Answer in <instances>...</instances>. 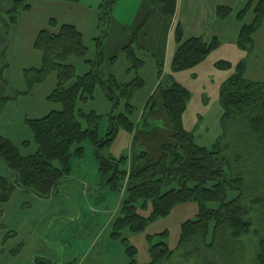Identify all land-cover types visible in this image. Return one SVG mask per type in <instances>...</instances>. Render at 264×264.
<instances>
[{
  "label": "trees",
  "instance_id": "trees-1",
  "mask_svg": "<svg viewBox=\"0 0 264 264\" xmlns=\"http://www.w3.org/2000/svg\"><path fill=\"white\" fill-rule=\"evenodd\" d=\"M32 1L78 4L82 0H0V10L8 15V32L18 23L22 13L31 10ZM177 2L146 0L152 9L160 7L162 17L169 23L175 18ZM106 5L109 3L104 0L103 7ZM250 12L253 13V21L242 26L237 40L238 48L248 55L255 51V35L264 28V0H251L237 18L243 21ZM151 13L149 11L142 27L150 21ZM232 13L229 7L217 9L220 20L228 19ZM140 31L139 28L138 33ZM175 42L178 50L171 64L173 75L200 66L221 46L216 38L210 43L202 38L186 41L181 25L176 28ZM132 48L131 44L125 50L133 69L138 72L144 62L137 58ZM35 49L42 54V65L40 69L25 71L28 92L56 74L57 87L47 100L61 105L62 109L41 119L25 121L38 147L33 155H23L13 141L0 134V162L12 177L10 180L0 176V203H7L17 189L41 199L58 195L61 184L72 175V159L84 157L83 143L89 141L98 153L99 177L115 192L125 189L121 215L113 225L112 237L115 240L126 231H145L150 222L168 217L180 204L195 203L199 209L197 219L182 226L180 246L196 241L204 245V240L213 233V240L206 247L222 248L221 255L227 264L234 262L233 255H237L234 243L254 232L255 222L244 207L245 198L259 196L262 187L256 183L249 193L245 177L232 169L225 155L229 147L224 140L234 138L238 144L235 150L239 160L243 161L239 148H245L250 156L261 157L264 163V79L252 81L246 77L248 60L244 59L236 66L225 61L216 64L218 70H233V74L222 84L220 91L223 136L208 148L197 144L195 134L185 128L184 117L192 93L173 75L164 82L160 61L157 62L158 86L145 105L141 118L135 122L133 100L146 87V81L137 75L133 81L121 83L114 75L102 72L101 62L89 61L87 63L92 66L90 72L78 76L76 67L68 62L72 58L86 59L90 50L77 28L63 25L57 32L41 31ZM103 55V51L100 52L101 60ZM6 88V84L0 81V99L4 105L29 94L17 92L8 97ZM98 89L104 92L112 106L107 116L95 111L86 112L82 108V105L95 100ZM122 103L125 106L119 112ZM105 118L109 121L108 131L105 136H100ZM121 129L132 136L131 155L120 159L101 157L100 151L113 144ZM261 201L255 200V204L262 209L263 218L264 199ZM149 211L148 218L143 216ZM123 242L130 264H136L137 249L128 245L126 240ZM158 247H154L153 264L171 261L175 252L165 245L162 249ZM257 263L264 264V237L259 238Z\"/></svg>",
  "mask_w": 264,
  "mask_h": 264
},
{
  "label": "rangeland",
  "instance_id": "rangeland-1",
  "mask_svg": "<svg viewBox=\"0 0 264 264\" xmlns=\"http://www.w3.org/2000/svg\"><path fill=\"white\" fill-rule=\"evenodd\" d=\"M107 1L109 5L104 7V0H82L77 4L80 7H71L74 8L72 13L77 18L68 21H74L82 28L88 40L90 53L86 59L72 58L68 64L76 67L78 76L90 72L92 66L87 63L89 61L101 62L102 72L106 75H114L121 83H129L137 75L142 77L146 81V87L138 92L133 100V105L136 107L133 120L138 122L145 105L158 86L157 62L160 61L164 66V82L172 73L169 63H165L164 53L168 46L172 49L176 48L174 34L168 31L167 21H164L161 8L158 6L153 8L150 21L142 27L149 13V6L146 5L145 0ZM48 2L55 5H42L44 3L35 2L36 5L30 14L22 13L19 19L20 23L26 22L32 27L43 25L41 20L47 16L71 19L70 14L62 12L61 4L64 3ZM88 8L97 10L95 26L92 15L87 13ZM8 22L7 13L0 10V36L2 38L0 41V81L7 83L13 89L5 94L8 97H13L17 93V88L14 86L19 84L18 74L21 72L23 62L19 60L15 52L16 47H13L12 31L14 29L11 26L9 32L7 31ZM139 28L141 31L138 33ZM137 36L138 40H136ZM100 38H102L101 45ZM134 40L135 42H132ZM131 44L137 58L144 62V66L138 72L133 69L132 61L129 60L128 52L125 50ZM255 44V51L251 55L247 54L246 77L252 81H262L264 79L263 34L257 36ZM102 51L104 53L103 60L100 57ZM206 66L178 75L177 81L192 93V99L184 117L185 128L195 134L197 144L211 148L223 136L220 91L228 77L226 71H220L213 67L212 70ZM57 83V75H50L47 81L41 85L43 91L40 96L45 97L47 93L50 95L57 87ZM49 104L54 107L53 109H62L59 104ZM124 106L125 103H122L118 111H122ZM82 108L86 112L95 111L104 116H107L112 110L110 102L101 89H98L95 100L82 105ZM6 109V105L0 99V134L11 137L23 155L35 154L38 147L25 120L20 118L13 120L11 114L5 113ZM118 111L115 113L118 114ZM9 119H12V122H9ZM108 126L109 121L105 118L100 136L106 135ZM224 144L229 147L225 155L229 158L232 169L245 177L249 193L253 191L251 187H256V183L262 187L259 196L249 195L245 198L244 207L250 214L249 218L255 222L254 232L238 243L233 242L237 249V255H233L235 256L234 262L228 264H258V243L259 238L264 237V220L261 223L264 216L261 217L262 209L255 204V200L260 202L264 199L263 159L261 157L254 158L245 148H239V151H242L243 161L239 160L237 149L235 150L237 143L235 144L233 137L224 140ZM83 147L85 149L84 157L72 159V175L65 179L58 190V202H60V208L64 214L57 216V220L52 218L50 226L48 222H45L42 225L43 236L40 235V232L36 236L38 243L35 246L28 243L20 256L8 257L0 254V264H130L124 240L128 245L137 249L136 264H153L154 247L159 246L158 248L162 249L164 245L170 251L175 252V255L171 261L163 264H205L206 261H212L214 264H227L221 255L222 248L215 246V249H208L206 247L211 244L213 233L207 240H204L206 241L204 245L202 242L196 241L180 246L182 226L197 219L199 209L195 203L180 204L168 217L150 222L145 231L141 233L126 231L118 240H115L112 237L113 225L121 215V207L126 199L125 189L119 193L107 187L99 177V160L96 148L89 141L84 142ZM131 150L132 136L121 129L113 144L100 151L99 154L103 158L120 159L130 156ZM40 209L43 208L33 203L28 206L27 211L32 216ZM150 212L144 213L143 216L148 218ZM38 227L40 228L39 225ZM32 240L35 239L30 238V241ZM34 251L37 252L34 253Z\"/></svg>",
  "mask_w": 264,
  "mask_h": 264
},
{
  "label": "crops",
  "instance_id": "crops-1",
  "mask_svg": "<svg viewBox=\"0 0 264 264\" xmlns=\"http://www.w3.org/2000/svg\"><path fill=\"white\" fill-rule=\"evenodd\" d=\"M250 1L251 0H178L174 20L170 22V25L168 22H166L167 26L169 27L168 31L174 34V40L176 28L177 26L181 25L184 29L186 41L191 38H202L206 42L210 43L216 38L221 43V46L217 51H215L203 64L191 71L199 68L201 69L206 65V67H210L213 70V68H216V64L220 61L229 62L236 66L242 60L247 59V53L238 48L237 40L242 26L252 23L253 13L250 12L243 21L239 20L237 16ZM35 2L44 3L42 5H55L50 4L48 1H32V8L30 11L26 12V14H30L33 11L36 5ZM62 3H64L61 4L63 9L62 12L70 14L71 19H59L47 16L41 20L43 25L30 27L26 22L20 23V21H18V23L13 26V47H16L15 52L17 53L19 60L23 62L21 72L18 74L20 79L19 84L18 86H14L17 88L16 90L18 93H29L24 78V72L26 70L41 68L42 54L35 49V42L41 31L53 30L57 32L63 25H72L83 35L86 46L89 48L87 37L82 28L77 23H74V21H68L77 18V16L72 13L74 8L71 7H80V5L69 2ZM146 5L148 4L146 3ZM219 7L231 8L233 10L232 15L226 20H220L217 17V9ZM149 11L153 12V9L150 6L148 8V12ZM96 12L97 10H93L91 8H88L87 10V13L93 17L94 26L96 25L97 21ZM164 21L166 20L164 19ZM53 24H55V26H53ZM83 24H85V22H83ZM262 34L264 36V28L255 35V43H257V36ZM90 40L92 41L93 39ZM175 45L176 48L173 49L169 48L168 46L166 52L164 53L165 63H169V67H171L173 58L178 50L176 42ZM183 73L174 75L171 73V75H173L177 80V76L183 75ZM232 74L233 70L226 71L228 78ZM5 84L7 86L6 90L9 92L12 88H10L7 83ZM42 91L43 87L40 85L35 87L29 94L20 97L17 101L8 102L5 104L7 107L5 113L7 115L11 114L13 120L20 118L26 121L28 119H41L53 111H58V109H53L54 107L49 104L50 102L47 100L51 94L49 95L47 93L45 97H41L40 94ZM23 113L24 116L22 117ZM9 122H12V119H9ZM6 137L14 142L11 137ZM0 176L12 180V177H10L2 162H0ZM58 199L59 195H56L50 199H41L34 194L26 192L22 189H17L12 198L7 203H0V254L2 256L7 255L8 257L20 256V254L24 252L23 250L26 249L28 243L35 246L38 243L36 236L39 235V232L40 235L43 236L42 225L45 222H48L50 226L52 218L57 220V216L64 214L61 211L60 202H58ZM33 203H36L38 206H40V208L43 209L36 211L34 215L30 216L27 208L28 206L33 205ZM29 210L31 211V209ZM38 225L40 228H37ZM30 238L35 240L30 241ZM35 252L37 251H34V253ZM28 256L31 255L28 254Z\"/></svg>",
  "mask_w": 264,
  "mask_h": 264
}]
</instances>
